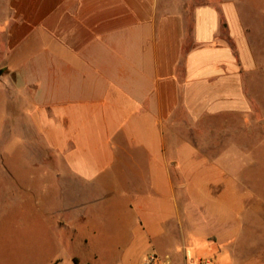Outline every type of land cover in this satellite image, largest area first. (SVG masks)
<instances>
[{
    "label": "crops",
    "instance_id": "0c3cea01",
    "mask_svg": "<svg viewBox=\"0 0 264 264\" xmlns=\"http://www.w3.org/2000/svg\"><path fill=\"white\" fill-rule=\"evenodd\" d=\"M9 5L0 79L32 167L1 158L23 247L0 221V264H233L264 159L262 48L233 1Z\"/></svg>",
    "mask_w": 264,
    "mask_h": 264
},
{
    "label": "rangeland",
    "instance_id": "374dc122",
    "mask_svg": "<svg viewBox=\"0 0 264 264\" xmlns=\"http://www.w3.org/2000/svg\"><path fill=\"white\" fill-rule=\"evenodd\" d=\"M223 1H233L237 6L240 15L243 18L244 24L249 25L250 28L254 29L252 37L254 38L256 44L259 45L261 51L258 53V58L264 62V0H191V7H196L198 5H204L207 3L220 4ZM10 0H0V68L3 66L6 53H7V35H6V21L10 17L8 14ZM4 79H0V164L1 158L4 156V161L11 158V162H14L11 167L22 170L23 168H31L30 161L28 159L20 158L21 152L29 149V145L25 143H16L13 141V137L8 134L7 119L9 112L6 110L7 96L5 89H3ZM258 91L261 92V98L264 104V79L258 82ZM258 136V134H256ZM251 145H256V139H251ZM38 149V148H36ZM11 153V155H10ZM7 154V155H6ZM3 161V160H2ZM254 165V175L251 179L250 193L251 197V209L256 206L258 210H254L246 219L243 227L239 233V237L232 248L226 247L225 251L229 254V258L233 257V264H253L256 263L254 260L264 254V217H262L264 211V159L256 158L253 160ZM6 165H8L6 163ZM5 165V166H6ZM9 166V165H8ZM39 166V165H37ZM0 186L5 187L7 181L3 180V176H0ZM19 178L23 179L24 175H19ZM3 191V190H2ZM0 190V193L2 192ZM6 192V190H4ZM8 193V192H7ZM21 194V192H20ZM1 195V194H0ZM9 200H14L8 208L0 211L1 215H4L0 221L6 223L4 227H7L6 243L9 242L10 252H16L22 250L23 247V206L21 198H13V196H8ZM0 197V199H4ZM6 202V201H5ZM260 209V210H259ZM9 214L11 217V222H7V216ZM2 222H0V230L3 228ZM12 241L11 242L9 241ZM9 251V249H8ZM226 255H222L224 258ZM1 259V255H0ZM18 263L19 260H15L14 263ZM226 264H228L226 262ZM229 264H232L231 261Z\"/></svg>",
    "mask_w": 264,
    "mask_h": 264
},
{
    "label": "water",
    "instance_id": "95a60500",
    "mask_svg": "<svg viewBox=\"0 0 264 264\" xmlns=\"http://www.w3.org/2000/svg\"><path fill=\"white\" fill-rule=\"evenodd\" d=\"M2 75V71H0V76Z\"/></svg>",
    "mask_w": 264,
    "mask_h": 264
},
{
    "label": "built area",
    "instance_id": "2783aa9c",
    "mask_svg": "<svg viewBox=\"0 0 264 264\" xmlns=\"http://www.w3.org/2000/svg\"><path fill=\"white\" fill-rule=\"evenodd\" d=\"M153 260V259H152ZM201 264H208V263H201Z\"/></svg>",
    "mask_w": 264,
    "mask_h": 264
}]
</instances>
